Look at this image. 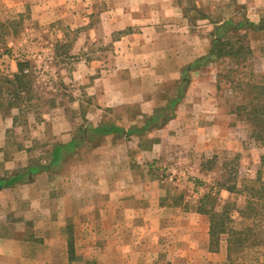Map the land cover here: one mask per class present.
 Masks as SVG:
<instances>
[{"label": "crops", "instance_id": "crops-1", "mask_svg": "<svg viewBox=\"0 0 264 264\" xmlns=\"http://www.w3.org/2000/svg\"><path fill=\"white\" fill-rule=\"evenodd\" d=\"M51 1V13L61 8L68 11L70 21L79 16L72 9L74 0ZM86 1L91 8L94 3L106 5L101 13L107 22L103 33L110 39L114 33L120 35L111 41V64L106 63V56L80 57L79 65L85 71L73 73L77 80L91 81L86 91L100 105L99 109H86L85 117L90 121L102 115L105 103L137 105L135 122L128 127L124 122L117 124L125 130L142 127L157 108L142 84L149 90L169 80L179 81L186 66L209 52L217 24L244 17L257 23L264 15V0H195L196 6L190 10L184 0ZM51 6L37 8L49 15ZM196 13L203 18L193 24L191 17ZM249 37L253 50L264 39V31L250 32ZM84 45H75L74 50ZM97 65L103 67L100 72H94ZM163 65L168 69L161 68ZM207 66L190 72L192 82H208L187 91L176 107V117L156 130L159 135L152 136L155 130L146 134L153 140L149 147H145L144 137L136 135L85 138L58 169L1 187L0 264H59V260L76 264L78 257L85 264H225V238L217 250H211L209 217L198 211L200 202L190 201L183 180L192 173V149H199L185 139L187 128H201L205 137L201 150L205 151L210 145L208 136L218 128L215 117L220 108L212 101L216 76L205 72ZM14 71L17 73V63ZM194 121L200 125H189ZM5 123L8 129L13 121L6 119ZM92 142L97 144L89 149ZM67 165L69 177H63ZM158 165L168 167L166 177L177 178L173 185L178 188L165 184L168 179H159L163 175L159 176ZM30 166L22 165L4 180ZM36 182L43 187L36 190ZM69 243L73 245L70 251Z\"/></svg>", "mask_w": 264, "mask_h": 264}, {"label": "rangeland", "instance_id": "rangeland-1", "mask_svg": "<svg viewBox=\"0 0 264 264\" xmlns=\"http://www.w3.org/2000/svg\"><path fill=\"white\" fill-rule=\"evenodd\" d=\"M73 2L76 6L72 9L78 12L79 16L70 21V17L66 15L68 11L61 8L51 13L53 9L51 0H20L14 4L9 0H0V180H4L12 172L20 171L22 165H37L48 160L50 162L55 145L71 138L83 139L87 132L92 135L89 127L123 122L128 127L137 120L139 107L134 104L125 107L116 103H105L102 115L91 117L90 121L85 117L86 109H99L100 105L97 99L93 101L86 91L91 81L77 80L73 73L85 71L84 67L79 65L80 57L93 59L106 56V63L111 64L114 61L111 41L120 34L114 33L110 39L103 33V25L107 22L105 17H101V13L106 5L94 3L95 6L91 8L90 4L89 7L86 6V0ZM184 3L189 10L196 6L195 0H184ZM38 5L51 6L49 15L45 14L43 9H38ZM233 9L237 10L238 6ZM88 11L92 13L89 15ZM191 18L192 23L196 24L203 18V14L196 13ZM262 19L264 15L257 23ZM248 41L250 45V37ZM83 42L85 45L82 49L74 50L75 45L82 46ZM263 51L264 39L258 48L253 49V55L246 67L237 68L226 60L209 64L207 66L209 69H205V72L216 76V94L212 101L220 108L215 117L218 128L208 136L210 145L207 151L201 150L204 148L202 140L205 138L201 136L203 133L201 128L198 126H192L191 130L187 128L185 139L190 140L194 147L199 149L197 148L198 151L192 149L189 155L192 173L186 174L183 180L190 190L191 202L197 204L205 195L211 196L212 199L207 200L208 210L214 206V210L220 212L227 202L235 203L242 208L245 205L246 186L255 180L264 182V145L250 138L252 123L246 120L245 115L232 112L243 102L244 97V92L236 85L234 87V82L254 81L264 76ZM19 61L29 63L25 71L26 91L23 93L14 92L16 88L5 82V79H12L15 64ZM102 68V65H97L94 72H100ZM161 68L166 67L163 65ZM230 70L234 72L228 76ZM176 73L181 75L179 71ZM191 76L190 73L189 78ZM177 82L178 80H169L158 84L157 89L149 90L146 84L142 86L152 94L154 108H159L165 106L168 99L175 94ZM207 82L189 80L184 98L187 91L193 92L204 87ZM108 83L112 85L111 82ZM17 93L20 94L19 97ZM6 119L9 122L11 119L13 121L8 129H5ZM196 123L197 121H194L189 125H200ZM164 127L165 125L150 130L151 133L155 130L152 136L159 135L156 130ZM149 136L146 135L143 141H148ZM96 142L88 144V148L91 149ZM157 168L159 176L163 175L159 179L162 181L168 179L165 184L175 187L173 183L176 184L177 178L170 180L166 177L168 167L158 165ZM69 171L67 165L63 177H69ZM230 177L233 178L232 181H229ZM225 181L228 185L236 183L240 192L236 194L223 192L219 184ZM65 182L64 180L63 183ZM42 187L41 182L35 183L36 190ZM209 201H214L213 205ZM234 218L236 222L233 225L238 229L252 223L251 220L238 219L236 214ZM57 262L70 264L66 263V260ZM74 263L85 264V261L83 257H78ZM238 264H264V246L247 250L245 257Z\"/></svg>", "mask_w": 264, "mask_h": 264}, {"label": "trees", "instance_id": "trees-1", "mask_svg": "<svg viewBox=\"0 0 264 264\" xmlns=\"http://www.w3.org/2000/svg\"><path fill=\"white\" fill-rule=\"evenodd\" d=\"M261 31H264V19L259 23H254L244 17L238 21L228 19L217 24L212 33L209 52L183 69V75L177 82L178 86L175 94L168 99L165 106L156 108L154 113L146 118L142 127L134 126L125 130L115 123H104L96 127H89L93 134L89 135L87 132L83 137L89 140L109 135L116 137L136 135L142 138L150 130L162 128L175 118L176 107L184 98L191 71L199 70L210 63L226 60L233 63L237 68L246 67L253 55V50L248 41L249 33ZM28 66V61L17 62V73L12 76V79H5L6 83H10L16 88L14 92L23 93L26 91L25 80L27 79V74L25 71ZM232 72L234 70L228 71V76ZM235 85L244 92V97L243 102L238 104L232 112L237 115H245L246 120L252 123L250 138L256 143L264 145V76H260L258 80L248 82L238 80L234 82V87ZM19 96L20 94L17 93V97ZM83 139L73 138L69 143L55 145L48 165H31L25 172H17L6 180H0L1 187L11 186L17 181L28 179L29 176L41 171L58 169L75 152V149L80 146ZM144 142L145 147H149L153 140ZM229 179V181L233 180L231 177ZM226 182L219 184L220 189L232 194L240 192L236 183L228 185ZM245 191V205L242 208L235 203L227 202L220 212L214 210V206L208 210L206 208L207 200L212 199L209 194L205 195L199 203L198 211L209 217L211 250H217L222 238L225 237L227 244L225 264H238L245 257L247 250L264 246V182L260 180L252 181L246 186ZM209 203L213 205L214 201H209ZM234 213L238 216V219L251 220L252 223L239 229L234 227L233 224L236 222ZM72 247L73 245L69 243V251L73 249Z\"/></svg>", "mask_w": 264, "mask_h": 264}, {"label": "water", "instance_id": "water-1", "mask_svg": "<svg viewBox=\"0 0 264 264\" xmlns=\"http://www.w3.org/2000/svg\"><path fill=\"white\" fill-rule=\"evenodd\" d=\"M0 189H1V185H0Z\"/></svg>", "mask_w": 264, "mask_h": 264}]
</instances>
